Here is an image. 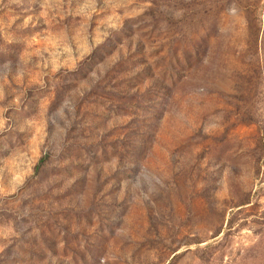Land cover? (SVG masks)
<instances>
[{"label": "rangeland", "instance_id": "obj_1", "mask_svg": "<svg viewBox=\"0 0 264 264\" xmlns=\"http://www.w3.org/2000/svg\"><path fill=\"white\" fill-rule=\"evenodd\" d=\"M0 264H264V0H0Z\"/></svg>", "mask_w": 264, "mask_h": 264}]
</instances>
